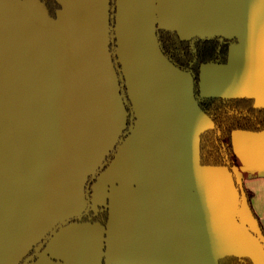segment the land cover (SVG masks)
I'll use <instances>...</instances> for the list:
<instances>
[{
	"label": "crops",
	"instance_id": "obj_1",
	"mask_svg": "<svg viewBox=\"0 0 264 264\" xmlns=\"http://www.w3.org/2000/svg\"><path fill=\"white\" fill-rule=\"evenodd\" d=\"M60 2L51 20L34 1L0 0V264H16L60 215L83 209L85 176L124 124L108 0ZM242 3L255 29L239 32L227 63L202 66L200 91L264 104V0H116L118 58L135 118L92 188V207L110 212L109 260L151 263L137 243L154 232L170 241L171 228L183 227L192 182L182 131L193 141L209 125L187 94V74L158 54L153 27L182 36L231 31ZM232 142L264 231V132L235 130ZM101 240L96 224L70 223L31 264H96Z\"/></svg>",
	"mask_w": 264,
	"mask_h": 264
},
{
	"label": "water",
	"instance_id": "obj_2",
	"mask_svg": "<svg viewBox=\"0 0 264 264\" xmlns=\"http://www.w3.org/2000/svg\"><path fill=\"white\" fill-rule=\"evenodd\" d=\"M34 1L38 4L42 11L46 14L48 19H56L58 16V9L56 11V17H48L45 9L37 0ZM60 4V0H57ZM242 16L240 24L233 28L231 31H216L212 33H202L195 32L188 36H182L178 30L173 27H162L154 26L152 29V34L156 44V49L160 57L168 65L172 66L176 70L187 74L189 78L188 96L192 98L194 105L197 110L209 120V125L203 126L196 131L193 141L189 138L188 134L182 131V141L184 144V149L187 150L189 157H186L185 166L189 171V177H191L192 185L190 188L186 189L187 195L182 198L183 207L185 210V223L183 227L176 226L171 228L170 241H162L155 237V232L148 236L147 243L140 240L137 245V252L142 257H149L152 262H121V261H111L107 258V240L104 237L106 233V226H108L110 220V212L108 211V218L105 225L99 222L84 221L81 219L89 209L96 211L98 206L91 205V195L88 197L87 193V179L88 177H94L96 171L99 167H102L103 161L106 156L113 152V156L116 154L120 145L122 144L124 138L128 136L134 128V118L135 114L133 107L130 104V114L129 117L130 125L125 137H121L128 118V112L125 106V97L129 99L128 92L126 90V82L124 80V71L122 68L121 60L118 58V49L116 42V24H115V13L113 15V26L110 25L109 18V0H108V41L107 47L112 60V66L116 75V82L118 85V93H120V99L124 108V124L119 130L114 144L108 148L102 160L97 164L94 170L88 172L85 176L82 189L84 193V207L79 210H71L66 212L56 220L53 225L48 229L47 232L42 234V236L33 244L28 247V250L37 243L34 247L35 251L26 256L22 264H31L36 256L43 250L50 242L53 235L58 231L62 230L64 226L73 222H85L86 224H96L101 231L102 240L99 249V256L96 264H218V259L225 255H234L237 257L248 256L253 264H264V235L260 229L257 219L254 217L251 208L247 202L243 187L240 173L238 171V166L233 168V174L228 168L224 166H212V165H202L199 161V134L212 127V120L200 109L198 106L192 91V76L189 72L184 71L176 67L172 62H170L161 52L158 44V39L156 36V28L173 29L178 32L180 37L189 38L194 35L198 36H213L222 35L226 37H236L237 43L239 42V32L246 30H253L255 27L253 23L248 21L246 4L242 3ZM115 12H116V0H115ZM248 24V25H247ZM250 25V26H249ZM110 30L114 32L115 45L110 47ZM237 43L231 44L235 45ZM229 47V49H230ZM229 59V51H228ZM228 62V60H227ZM226 62V63H227ZM117 63L120 65L121 72V83L117 74ZM219 64V63H204L200 66L199 71V92L201 96H226V97H236L229 96L224 93H217L211 95H203L200 91L201 88V68L204 65ZM225 64V63H222ZM125 89V93H124ZM246 96V95H243ZM253 98L257 104H259L256 98L252 96H246ZM130 103V100H129ZM263 105V104H260ZM180 117L181 122L184 120L183 106L181 107ZM264 132V131H262ZM63 131H59L60 137H62ZM65 133V132H64ZM14 136L11 137L13 139ZM10 137H7L9 140ZM115 148V149H114ZM185 152V150H184ZM110 161H108L109 163ZM107 163V165H108ZM106 165V166H107ZM101 172V171H100ZM99 172V173H100ZM97 174V176L99 175ZM97 177H95L96 180ZM94 184V183H93ZM91 187V194L92 188ZM178 193V192H176ZM86 202V204H85ZM91 206V207H90ZM178 213V211H177ZM146 240V237H144ZM43 240L42 242H40ZM26 251V253H27ZM25 255V254H24ZM19 261V260H18ZM21 264V263H16Z\"/></svg>",
	"mask_w": 264,
	"mask_h": 264
},
{
	"label": "trees",
	"instance_id": "obj_3",
	"mask_svg": "<svg viewBox=\"0 0 264 264\" xmlns=\"http://www.w3.org/2000/svg\"><path fill=\"white\" fill-rule=\"evenodd\" d=\"M45 9L48 17L55 18L56 11L60 9L57 0H37ZM115 13V0H109L110 25L113 26V15ZM110 47L115 45L113 30H110ZM156 36L162 54L181 70L187 71L192 76L193 96L200 109L212 120V127L203 130L199 134L198 150L199 161L202 165L224 166L233 174V168L238 166L237 157L232 142V133L235 130L262 132L264 131V104H257L251 97L236 96H201L199 92V71L204 63H226L228 51L231 44L237 43V38L222 35L198 36L182 38L176 30L156 28ZM120 65L117 63V74L121 83ZM125 93V89H124ZM125 106L128 112L127 124L121 135L125 137L129 129L130 103L125 97ZM115 149V148H114ZM113 156L110 152L99 167L94 177L87 179V195H91V187L97 174L106 167L109 158ZM242 187L254 217L257 219L262 234L261 223L251 206L252 192ZM108 211L103 206H98L96 211L89 209L81 217L84 221L99 222L103 225L107 222ZM41 240L40 242H42ZM37 245V244H36ZM35 245V246H36ZM31 247L28 254L34 250ZM218 264H253L248 256L237 257L225 255L218 259Z\"/></svg>",
	"mask_w": 264,
	"mask_h": 264
},
{
	"label": "flooded vegetation",
	"instance_id": "obj_4",
	"mask_svg": "<svg viewBox=\"0 0 264 264\" xmlns=\"http://www.w3.org/2000/svg\"><path fill=\"white\" fill-rule=\"evenodd\" d=\"M113 158V156L111 157V158H109V161L111 160ZM103 170V169H102ZM101 170V171H102ZM97 177V176H96ZM94 181H95V179H94ZM94 181H93V183H94ZM91 207V206H90ZM37 244V243H36ZM36 244H34L33 246H35ZM32 246V247H33ZM35 251V249L34 250H32V252L30 253V254H28V251H27V253H25V255L18 261V263H21L22 264V262H23V260L25 259V257L26 256H29V255H31L33 252Z\"/></svg>",
	"mask_w": 264,
	"mask_h": 264
}]
</instances>
